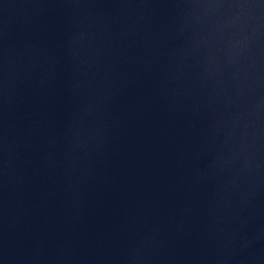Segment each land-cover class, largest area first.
<instances>
[{"label": "water", "instance_id": "water-1", "mask_svg": "<svg viewBox=\"0 0 264 264\" xmlns=\"http://www.w3.org/2000/svg\"><path fill=\"white\" fill-rule=\"evenodd\" d=\"M0 264H264V0H0Z\"/></svg>", "mask_w": 264, "mask_h": 264}]
</instances>
